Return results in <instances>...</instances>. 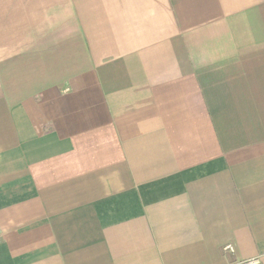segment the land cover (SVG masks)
Wrapping results in <instances>:
<instances>
[{
  "label": "crops",
  "instance_id": "0c3cea01",
  "mask_svg": "<svg viewBox=\"0 0 264 264\" xmlns=\"http://www.w3.org/2000/svg\"><path fill=\"white\" fill-rule=\"evenodd\" d=\"M242 263L264 0H0V264Z\"/></svg>",
  "mask_w": 264,
  "mask_h": 264
},
{
  "label": "built area",
  "instance_id": "2783aa9c",
  "mask_svg": "<svg viewBox=\"0 0 264 264\" xmlns=\"http://www.w3.org/2000/svg\"><path fill=\"white\" fill-rule=\"evenodd\" d=\"M226 250L232 251V248L230 246L226 247ZM242 264H247V263H242Z\"/></svg>",
  "mask_w": 264,
  "mask_h": 264
}]
</instances>
